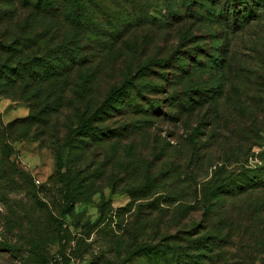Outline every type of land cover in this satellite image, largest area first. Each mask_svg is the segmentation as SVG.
Instances as JSON below:
<instances>
[{"label":"rangeland","instance_id":"374dc122","mask_svg":"<svg viewBox=\"0 0 264 264\" xmlns=\"http://www.w3.org/2000/svg\"><path fill=\"white\" fill-rule=\"evenodd\" d=\"M107 3V14L121 11L126 23L115 39L82 36L86 63L71 78L75 89L71 83L57 100L46 83L0 78V264H165L145 246L170 237L175 242L166 244L184 243L192 230L194 238L219 220L231 231L220 248L224 261L249 254L244 209L264 201V190L225 196L215 215H205L202 205L218 176L264 164V0H233L242 20L237 25L230 13L228 22L220 13L227 0ZM0 8L1 18L17 14L13 2L0 0ZM95 11L109 32L106 11ZM6 24L0 22V33L16 28ZM197 45L201 49H193ZM175 50L185 56L182 69L154 64L139 70L148 58ZM4 57L0 49V62ZM213 58H220V68L212 67ZM127 79L132 95V85L161 87L144 89L143 99L156 100L171 117L125 107L94 123L121 135L75 136L66 146L68 127ZM190 86L205 89L212 100L191 111L166 105L168 96L183 97ZM60 154L70 188L56 169ZM146 179L142 192L128 191ZM69 189L75 201L67 209ZM256 218L264 219V211L250 220Z\"/></svg>","mask_w":264,"mask_h":264},{"label":"trees","instance_id":"16d2710c","mask_svg":"<svg viewBox=\"0 0 264 264\" xmlns=\"http://www.w3.org/2000/svg\"><path fill=\"white\" fill-rule=\"evenodd\" d=\"M4 1L15 3L17 5V14L12 18L8 16L0 17V22L4 24L14 23L16 26L15 29L4 30L0 33V49L5 54V57L0 62V78L5 82L21 80L24 84H28L29 82L37 84L46 83L48 93H56L57 100L61 97L64 89L71 85L72 76L75 73L80 74L82 67L86 63L83 45L79 43L82 36L84 34H87L89 37L93 35V38L99 39L105 35L114 38L122 33V27L126 23L121 11H117L110 16L107 14V10L110 8L107 0ZM235 1L237 2L238 0ZM227 2L228 7L220 13H223L222 17L230 13L232 19H234V25H237L236 22L242 20L239 19V12L235 8L236 5L233 4V0H227ZM95 9L98 11L102 10V13L106 11L105 16L109 17L106 23L110 24L112 28L109 32L103 31L105 28L102 18L96 13ZM248 13H251V10ZM172 14L175 13L173 12ZM245 17L247 16H242L243 21L246 20ZM110 18L114 19L110 20ZM225 21L228 22L229 17L226 16ZM42 42H45V47L42 46ZM33 48L34 52H32ZM193 49L199 50L201 47L197 45ZM178 51L175 50L165 57H150L144 64L139 66V70L143 71L144 68L148 69L150 65L154 64L163 69L166 66L182 69L187 63L181 61L185 56L179 55ZM186 52L189 55L191 54V51ZM211 63L212 67L220 68V58H213ZM160 73V77L165 79L164 72ZM68 81L70 83L67 85ZM131 82L130 79H127L120 85L112 86L105 98L92 112L86 116L79 115L75 124L68 127L65 135V145L71 146L75 136L100 139L101 135L103 137L121 135V132L117 129L111 130L107 126L97 127L94 126V123L95 121L103 120L105 115H109L111 111H120V109H124L125 107H130L135 112L138 111L136 113H144L147 117L156 114L171 117L170 114L162 111L156 100L146 97L143 99L144 89L154 88L158 91L161 87L158 88L157 84L153 83L132 85V88L136 89L132 95L130 90H128L130 89L128 84ZM72 85V89H75L77 82L72 83ZM39 87L41 86L35 87L36 90L40 91L41 88ZM204 95H206L205 89L190 86L184 90L183 97H180L176 93L168 96L166 105L180 107V104H182V110L178 112L191 111L195 105L209 102V99L212 100L210 96L207 99ZM47 98H49V95ZM181 99L182 102L180 101ZM62 168L63 162L62 155L60 154L57 157L56 169L61 173V179L65 187L70 188L68 186L70 181L66 179V174L62 171ZM218 175L220 174L218 173ZM148 183L149 180L146 179L138 185L130 186L128 191L130 193L142 192L148 186ZM258 188L264 190V164L243 168L237 173L226 174L223 177L218 176L217 181L209 185L205 192L207 200L202 205L204 213L207 216L215 215L216 213H213L214 207L222 205L225 196H245L248 192ZM65 197L66 207L69 209L75 201L74 193H70L69 189ZM263 211L264 201L261 199L258 200L256 205L252 206V204H249V209H244L243 216L245 217V221H248L246 228L250 229V236L245 237L243 235V238H246L243 245L250 247L251 251L249 254L236 260L232 258L230 260L227 257L224 261L225 251L223 252L220 248H223L226 243L231 241V231L229 226H225V222L223 223L220 220L214 225L212 222L207 224L203 228L205 232L194 238L191 234L192 230L188 237L183 240L184 243L166 244L175 242L171 241V239L175 238L170 237L168 238L170 239L168 240L169 242L147 244L145 252H149L152 258L154 256V260L159 255V258L163 259L165 264H226L225 262H229V264H264V219L256 218V222L250 220L255 214H262ZM207 213L210 214L208 215ZM226 213L220 212L219 215L224 218ZM208 220L210 221V217H208ZM208 220L206 219V222ZM221 225H223V228L225 226L229 229L224 234H222ZM52 264H60V262L55 261Z\"/></svg>","mask_w":264,"mask_h":264}]
</instances>
